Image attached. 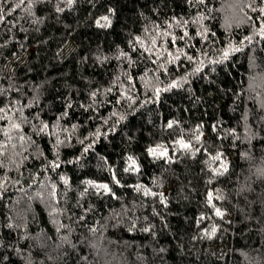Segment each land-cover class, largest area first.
Masks as SVG:
<instances>
[{
  "label": "trees",
  "instance_id": "16d2710c",
  "mask_svg": "<svg viewBox=\"0 0 264 264\" xmlns=\"http://www.w3.org/2000/svg\"><path fill=\"white\" fill-rule=\"evenodd\" d=\"M233 2L242 24L228 29ZM0 7V116L9 117L0 120V264H264V88H251L255 74L264 78V0ZM104 15L111 26L97 27ZM165 29L192 38L172 46L157 35ZM136 37L144 44L134 51ZM152 38L164 61L166 49L195 60L181 56L164 71L143 51ZM176 80L181 86L155 95ZM43 123L49 128L38 132ZM158 145L167 159L149 154ZM129 157L139 171H125Z\"/></svg>",
  "mask_w": 264,
  "mask_h": 264
},
{
  "label": "snow or ice",
  "instance_id": "6c2138e0",
  "mask_svg": "<svg viewBox=\"0 0 264 264\" xmlns=\"http://www.w3.org/2000/svg\"><path fill=\"white\" fill-rule=\"evenodd\" d=\"M4 3H5V0H0V5H3ZM67 3H68V5H72V4L76 3V0H67ZM188 3L189 4L195 3V4H199V5H204L206 3V0H188ZM253 3H255V0H253ZM248 7L251 8L252 7V4H249ZM56 11L57 12H62L63 9L57 7L56 8ZM110 11L114 15V11L113 10H110ZM260 12H261L262 15H264V8H261L260 9ZM8 14H10V13H8ZM3 17H4V11H3V8L0 7V23L4 22ZM204 18L205 17H203V16L199 17V19H201V20L204 19ZM249 19H251V17H249ZM111 23H112V21H111V19L109 18L108 15L101 16L99 19L96 20V26L97 27H100V28L110 27L111 26ZM177 23H179V21H177ZM183 23L186 25L187 24V21H184ZM156 27L157 28H160V25H157ZM167 27L170 29V28L173 27V24L172 23H169L167 25ZM198 34L201 35L202 37L206 38V36H207V29L205 28L203 32H200ZM259 34L261 36H264V27H262L260 29V33ZM157 35L158 36L159 35H163V36H166V37H170V43H171L172 46H175L177 39L183 40L186 37L189 38V39L192 38V37H189V34H188L187 31H185L182 36L177 37L175 35H172L166 29L163 32H158ZM213 35H214V33H213ZM245 39L246 40H251V37H245ZM135 44H140V45L143 46L144 42L140 39V37H136L135 38V41H134V44H133V50L134 51L136 50L135 49ZM156 45H157V40L155 38H152L151 39V47H144L143 48V51L145 53H148L150 56H155L156 57L155 59H153L151 61L153 64H156L157 61H164V57L161 56V55H159V54H157V52L154 51V49L156 48ZM240 50L241 49L238 48V47L237 48H234V49H231V51H240ZM165 51L167 52V56L168 57H171V59H168V60H166V61H164L163 63L160 64V68L164 69V71H167V68L165 67V64H172L175 61H180L181 60V56H184L188 61H194L195 60L194 56L188 55L187 53H185V52H183L182 50H179V49L177 50L176 54H173L172 51L167 50V49ZM120 55L121 56H127L128 54L127 53H124V52H121ZM222 55H223V59L224 60H227V58L230 55V51L229 50H224L223 53H222ZM220 62L221 61H219V60L212 61V63H220ZM201 63H203V62L201 61ZM200 70L201 69L199 67L196 69L197 72H199ZM142 79H143V77H142ZM184 82L186 83L187 81L185 80ZM129 83L131 84V78H129ZM179 86H181V83H180L179 80H176V81H173L171 84H169L168 87L165 88V89H161L159 87H156L155 90H154L155 91V95L157 97H159L161 91H168L170 89H174V88H177ZM133 87H134V85H133ZM108 91H111V88H109ZM130 91H131V89H129V92ZM2 94L3 93H0V95H2ZM92 95L95 96L96 93L94 92V93H92ZM122 95H124V94H122ZM126 98L129 99V100H133V97L131 95H127ZM68 106L71 107L70 104ZM4 111L5 110L3 108H0V112H4ZM65 115H67V113H65ZM5 119H9V117L7 116V114H5L3 116H0V120H5ZM173 127H174L173 122H169L167 124V128L171 129ZM48 128H49V125L47 123H43L42 126L38 128V132H45ZM11 130H14L16 132H21L22 131V129L20 127V124L15 123V122L11 123ZM197 131H198V129H197ZM3 134L8 137V140L9 141L12 139V136L9 134V130H5L3 132ZM19 140L20 141H23V142H27L25 140V137L24 136H19ZM198 140H199V136H197V141ZM59 143H63V141H58V144ZM176 143L185 152H191V151H193V146H192L191 142H186L184 139H180ZM6 147H7V144L0 145V148H6ZM87 150L88 149L85 148V151H87ZM195 151H199V149H196ZM148 152H149L150 155L155 156V157H158V158H165V159H167L168 156H169L168 148L165 147L164 145H158L157 147H150L148 149ZM3 154L4 153L2 151H0V156H2ZM128 159H129V161H131V163H130L129 167L125 169V171H129L131 169H135L136 171H139V168H138V166L136 164V161L132 157H129ZM212 159L219 161L221 159V156L220 155H215V156H212ZM51 166L52 167H59L60 165L58 163H53ZM221 166L223 167L224 171H227V166L226 165L221 164ZM0 167H3V163L2 162H0ZM218 172H219V170H217V173ZM115 179L116 178H115V175H114L113 176V180H115ZM87 183L90 186H93V187H95L97 189H102L103 192H105V193L111 192V189L109 188L108 184H94L92 181H88ZM116 183H119V181H116ZM2 186L3 185L0 184V187H2ZM146 194H147V192H146ZM153 195H155V194L153 193ZM208 199H209V201H211V199H212L211 194H209ZM161 203H164L163 197H161ZM216 215L217 216L222 215V213L220 212L219 209L216 210ZM201 219H203V217H201ZM144 231L147 232V231H149V229L148 228H145ZM212 232L214 233L215 232V229H213ZM5 259H7V258H5Z\"/></svg>",
  "mask_w": 264,
  "mask_h": 264
},
{
  "label": "rangeland",
  "instance_id": "374dc122",
  "mask_svg": "<svg viewBox=\"0 0 264 264\" xmlns=\"http://www.w3.org/2000/svg\"><path fill=\"white\" fill-rule=\"evenodd\" d=\"M234 2H236V1H234ZM240 15H241V11L237 7V4L236 3L232 4L225 11L224 26L228 29H230L229 26H232L233 28L240 27V25L242 24V22L239 21ZM71 48H72V44H70L66 48L65 52H68ZM251 66H252V71H254L256 73L258 71L257 65L255 63H253ZM255 75H256L255 83H253L251 88H253V90H256L257 92H259V91H262L264 88V78L259 73L255 74Z\"/></svg>",
  "mask_w": 264,
  "mask_h": 264
}]
</instances>
